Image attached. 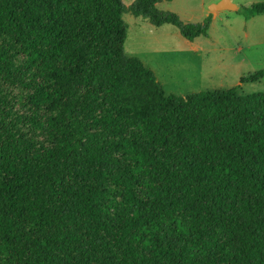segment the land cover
I'll use <instances>...</instances> for the list:
<instances>
[{"label":"trees","instance_id":"obj_1","mask_svg":"<svg viewBox=\"0 0 264 264\" xmlns=\"http://www.w3.org/2000/svg\"><path fill=\"white\" fill-rule=\"evenodd\" d=\"M159 2L0 0V264H264V93L167 95L124 13L212 17Z\"/></svg>","mask_w":264,"mask_h":264},{"label":"rangeland","instance_id":"obj_2","mask_svg":"<svg viewBox=\"0 0 264 264\" xmlns=\"http://www.w3.org/2000/svg\"><path fill=\"white\" fill-rule=\"evenodd\" d=\"M136 0H123L129 8ZM221 0H160L157 9L178 16L184 24H201L214 14L207 36L186 40L177 27L154 26L126 11L125 53L156 74L167 95H189L237 89L239 95L264 93V15L246 20L243 11L210 12ZM251 7L264 0H232ZM129 10V9H128ZM216 13V14H215Z\"/></svg>","mask_w":264,"mask_h":264},{"label":"water","instance_id":"obj_3","mask_svg":"<svg viewBox=\"0 0 264 264\" xmlns=\"http://www.w3.org/2000/svg\"><path fill=\"white\" fill-rule=\"evenodd\" d=\"M241 7L235 4L232 0H221L219 3L212 4L210 6V12H218V11H240Z\"/></svg>","mask_w":264,"mask_h":264},{"label":"crops","instance_id":"obj_4","mask_svg":"<svg viewBox=\"0 0 264 264\" xmlns=\"http://www.w3.org/2000/svg\"><path fill=\"white\" fill-rule=\"evenodd\" d=\"M217 13H218V12H217ZM215 14H216V13H215ZM213 15H214V14H211V17H212V18H214V16H213Z\"/></svg>","mask_w":264,"mask_h":264}]
</instances>
